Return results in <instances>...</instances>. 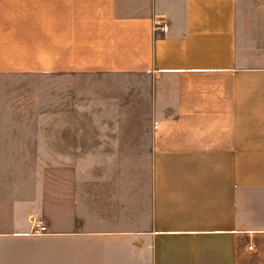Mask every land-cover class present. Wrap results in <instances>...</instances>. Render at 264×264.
<instances>
[{
    "label": "crops",
    "instance_id": "0c3cea01",
    "mask_svg": "<svg viewBox=\"0 0 264 264\" xmlns=\"http://www.w3.org/2000/svg\"><path fill=\"white\" fill-rule=\"evenodd\" d=\"M0 74L150 78L87 160L86 128L0 126V264H264V0H0Z\"/></svg>",
    "mask_w": 264,
    "mask_h": 264
},
{
    "label": "rangeland",
    "instance_id": "374dc122",
    "mask_svg": "<svg viewBox=\"0 0 264 264\" xmlns=\"http://www.w3.org/2000/svg\"><path fill=\"white\" fill-rule=\"evenodd\" d=\"M149 80L148 76L141 77L139 74L130 82L119 77L97 78L94 74L76 78L65 75L0 74V126L48 125L57 129L76 125L86 128L87 132L74 135L85 138L83 157L87 160L90 156H96V132L89 131L96 128V124L145 126L150 123L149 104L141 97L142 87ZM104 97L108 101H103ZM114 111L118 117H109V113ZM55 135L60 139L68 137L63 132L53 133ZM69 167L83 169L86 174L96 172V165L87 163L74 166L53 164L54 176L66 174ZM86 191H92L91 187ZM89 195L86 192V197ZM90 207L93 206H85ZM85 254V264H96L95 241H86Z\"/></svg>",
    "mask_w": 264,
    "mask_h": 264
},
{
    "label": "built area",
    "instance_id": "2783aa9c",
    "mask_svg": "<svg viewBox=\"0 0 264 264\" xmlns=\"http://www.w3.org/2000/svg\"><path fill=\"white\" fill-rule=\"evenodd\" d=\"M156 29L161 31H166V25L164 22H159L156 24ZM32 231L37 234H42L48 231V226L43 222V220L38 218H31L30 220Z\"/></svg>",
    "mask_w": 264,
    "mask_h": 264
}]
</instances>
